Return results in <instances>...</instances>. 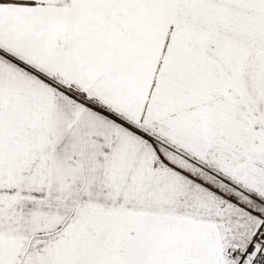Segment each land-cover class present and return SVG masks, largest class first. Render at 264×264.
Listing matches in <instances>:
<instances>
[{
	"label": "snow or ice",
	"instance_id": "obj_1",
	"mask_svg": "<svg viewBox=\"0 0 264 264\" xmlns=\"http://www.w3.org/2000/svg\"><path fill=\"white\" fill-rule=\"evenodd\" d=\"M0 264H264V0H0Z\"/></svg>",
	"mask_w": 264,
	"mask_h": 264
}]
</instances>
